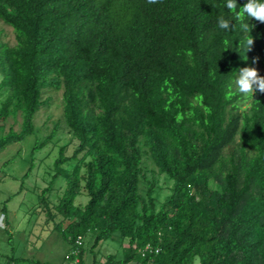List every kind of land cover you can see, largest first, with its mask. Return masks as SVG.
<instances>
[{"label": "trees", "instance_id": "1", "mask_svg": "<svg viewBox=\"0 0 264 264\" xmlns=\"http://www.w3.org/2000/svg\"><path fill=\"white\" fill-rule=\"evenodd\" d=\"M247 2L0 0L15 39L0 28V152L36 135L47 91L62 101L4 217L35 154L64 126L71 138L57 147L37 204L69 243L67 262L86 264L88 251L91 264H193L197 255L201 264H264V93L235 83L244 67L264 76V23L237 18ZM19 153L0 165V181ZM160 175L171 182L162 200ZM110 239L119 248L100 255Z\"/></svg>", "mask_w": 264, "mask_h": 264}, {"label": "rangeland", "instance_id": "2", "mask_svg": "<svg viewBox=\"0 0 264 264\" xmlns=\"http://www.w3.org/2000/svg\"><path fill=\"white\" fill-rule=\"evenodd\" d=\"M0 28H3V40L14 44L12 28L1 21ZM47 94L51 95L53 100L48 108H41L34 118L37 128L36 135H30L22 142L11 144L0 152V165H2L4 161L20 150L19 155L6 166V176L0 181V264H5L7 256L11 255L25 258L18 264H70L65 260V255L70 247L69 243L53 227V223L46 220L45 214L37 204L38 194L47 185L49 175L46 171L51 167L57 147L68 143L71 138V134L64 126L58 130L54 145L49 144L35 154L37 159L34 161L30 175L24 180L23 189L6 202L5 217L2 214L4 200L10 194L18 191L21 177L30 166L29 149L35 138L42 139L46 136L52 125L51 120L60 118L62 115L61 93L49 90ZM12 122L13 120L9 118L8 124ZM71 149L72 143H69L67 154L71 152ZM47 152L50 153L48 156ZM149 167H152L151 162H149ZM63 186V180L58 179L55 182L53 190L48 193L51 202L57 201V196L62 192ZM170 186L169 180H166L162 175L157 176L159 200L169 193ZM85 200L86 197H79L80 202H85ZM91 242L92 236L88 234L84 239L85 247L88 248ZM117 248H119L117 241L111 239L102 241L98 246L100 255L116 251ZM117 255L120 256V251ZM85 259L86 264H91L90 252H86ZM103 260L102 258L101 261Z\"/></svg>", "mask_w": 264, "mask_h": 264}, {"label": "clouds", "instance_id": "3", "mask_svg": "<svg viewBox=\"0 0 264 264\" xmlns=\"http://www.w3.org/2000/svg\"><path fill=\"white\" fill-rule=\"evenodd\" d=\"M149 3H156L157 0H148ZM227 9L235 10L237 8L236 0H227ZM247 14L250 18H255V20L264 23V3L260 0H248L246 4L241 7L240 12L237 14L238 19H243V15ZM218 26L221 29L229 30V22L223 17L218 19ZM241 27L244 30H247L248 25L243 24ZM253 45V39L247 40V49H251ZM257 60L253 59V64ZM238 91L245 95H253L254 91H259L264 93V76H260L258 70L255 67H244L239 70L237 79L235 81ZM194 264H201V259L197 255L194 257Z\"/></svg>", "mask_w": 264, "mask_h": 264}]
</instances>
